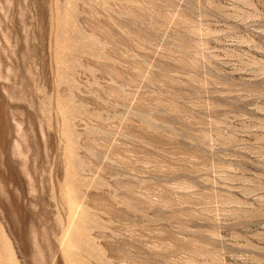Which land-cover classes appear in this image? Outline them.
I'll return each mask as SVG.
<instances>
[{
	"label": "rangeland",
	"instance_id": "1",
	"mask_svg": "<svg viewBox=\"0 0 264 264\" xmlns=\"http://www.w3.org/2000/svg\"><path fill=\"white\" fill-rule=\"evenodd\" d=\"M0 264H264V0H0Z\"/></svg>",
	"mask_w": 264,
	"mask_h": 264
}]
</instances>
